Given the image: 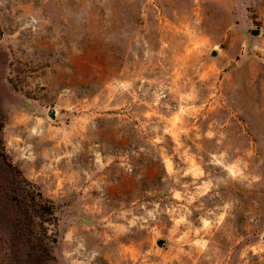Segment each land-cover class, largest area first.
<instances>
[{
  "label": "rangeland",
  "instance_id": "1",
  "mask_svg": "<svg viewBox=\"0 0 264 264\" xmlns=\"http://www.w3.org/2000/svg\"><path fill=\"white\" fill-rule=\"evenodd\" d=\"M0 23L5 148L58 218L50 258L10 248L1 176L0 264H264V0H0Z\"/></svg>",
  "mask_w": 264,
  "mask_h": 264
},
{
  "label": "trees",
  "instance_id": "2",
  "mask_svg": "<svg viewBox=\"0 0 264 264\" xmlns=\"http://www.w3.org/2000/svg\"><path fill=\"white\" fill-rule=\"evenodd\" d=\"M2 36L3 29L0 23V40ZM3 126L1 121L0 177L5 176V184L1 191L13 207L10 213L11 236L6 242L10 244V248L28 247L35 251L40 259L50 258V243L57 241L56 234L51 232L50 227L56 225L58 220L55 203L14 164L5 148L2 137Z\"/></svg>",
  "mask_w": 264,
  "mask_h": 264
},
{
  "label": "water",
  "instance_id": "3",
  "mask_svg": "<svg viewBox=\"0 0 264 264\" xmlns=\"http://www.w3.org/2000/svg\"><path fill=\"white\" fill-rule=\"evenodd\" d=\"M260 31H261L260 28L252 29V33H254V34H259ZM213 53H214V52H213ZM50 114H51L53 117H55V116H56V111H55V109H51V110H50ZM159 243H162V240H159Z\"/></svg>",
  "mask_w": 264,
  "mask_h": 264
}]
</instances>
